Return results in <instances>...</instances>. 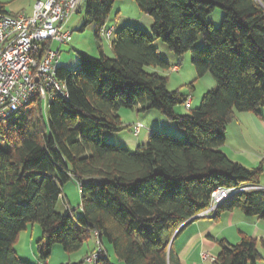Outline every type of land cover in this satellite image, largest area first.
Listing matches in <instances>:
<instances>
[{"label":"trees","instance_id":"1","mask_svg":"<svg viewBox=\"0 0 264 264\" xmlns=\"http://www.w3.org/2000/svg\"><path fill=\"white\" fill-rule=\"evenodd\" d=\"M117 1L86 0L89 22L82 30L96 23L101 41ZM133 1L153 19L151 33L122 28L111 40L112 58L101 50L98 59L79 54L74 71L58 67L66 95L0 124V264H34L19 258L15 244L36 224L42 230L36 264H46L56 245L75 254L95 236L113 247L121 264H182L173 239L183 225L201 219L214 192L258 187L263 164L248 169L221 149L237 112L260 115L264 109V0ZM218 9L224 17L215 28L210 16ZM0 12L10 14L1 2ZM201 38L205 48L196 46ZM156 39L179 57L191 53L197 78L210 74L215 82L188 114L176 108L189 96L146 71L171 69L153 46ZM123 109L158 111L177 123L183 138L151 132L135 152L116 146L105 134L125 129ZM71 181L80 188L78 219L70 205L57 209ZM235 209L264 220V190L232 196L213 219ZM219 246L213 264H257L259 247L264 251L263 240L246 235ZM94 263L111 264L104 250Z\"/></svg>","mask_w":264,"mask_h":264},{"label":"rangeland","instance_id":"2","mask_svg":"<svg viewBox=\"0 0 264 264\" xmlns=\"http://www.w3.org/2000/svg\"><path fill=\"white\" fill-rule=\"evenodd\" d=\"M37 1L39 0H0L8 13L14 15L26 14L28 16L32 14L33 7ZM223 17L224 12L218 9L211 14L210 21L215 28H219L222 24ZM88 22L89 20L86 16V6L84 3L81 11L78 14H75L65 26V30L72 32L71 42L64 45H60L59 43L51 44L52 50L60 51L59 67L70 71L76 70L80 63L79 54H86L89 57L98 59L100 58V52L102 50L107 57L112 58L114 56L110 47V42L102 36V40L100 41L95 36L97 30L96 23H92L82 30L83 26ZM152 25L153 19L150 16L143 14L139 10L135 1L119 0L116 2L112 13L106 21V30L114 28L115 31L112 36V40H114L115 33L126 26L151 33ZM153 46L158 50L162 59L170 64L171 69L169 71H164L159 68L149 67L146 68V71L149 73L158 72L162 76L167 77L169 90H179L182 94L192 96L195 99L202 101L203 96L210 90L208 87L209 85H207L208 81H213V83H215L212 76L207 74L206 78H204L205 76L201 79L197 78L195 67L192 64L191 53L179 57L171 52L168 46L160 39H156ZM196 46L198 48H205L202 38L198 41ZM174 66H177L178 70H176V67L174 68ZM31 108L32 106L23 108L21 113H25ZM181 110L187 112V106L180 105L176 108L178 114L185 115V113H179ZM119 115L125 129L119 133H106L105 139L106 141L125 148L130 152H135L139 146L144 145L148 140L150 132H159L163 134V132H166L171 125L178 127L176 122L169 120L166 116L155 110L138 113L136 111L123 109L120 110ZM138 123H141L144 128L140 136L135 137L132 128ZM7 124V121L2 122L3 126H7ZM119 135L125 140H138L141 145L131 148L129 147L130 145H126L128 144L125 143L126 141L119 140ZM166 135L180 139L183 138V136L179 137L173 134ZM261 163L264 164V161ZM68 205H70L71 216L73 219L81 217V194L80 188L75 181H71L64 186L63 194L59 200L57 209L60 212H64ZM40 236H42L40 226L38 224L29 225L28 229L21 233V243L19 245L21 251H19V254H24L22 253L24 246L29 248V244L31 243L35 248L36 254H38L37 241ZM99 247L102 251L104 250L103 247L107 250L111 264H117V261L119 260L114 254L113 247L106 240H103V246L100 245L96 236L86 242L83 248L75 254H68L63 250L62 246L56 245L50 258V264H95L94 262H89L87 260L91 255L98 252ZM259 252L264 255V251L261 247H259ZM22 260L31 263L30 259Z\"/></svg>","mask_w":264,"mask_h":264},{"label":"built area","instance_id":"3","mask_svg":"<svg viewBox=\"0 0 264 264\" xmlns=\"http://www.w3.org/2000/svg\"><path fill=\"white\" fill-rule=\"evenodd\" d=\"M86 0L37 1L30 16L0 12V124L23 108H35L42 103L46 108L57 94L66 95L64 85L57 79L60 51L51 48L52 43L69 44L72 32L66 24L78 14ZM114 28L103 30L101 36L110 43ZM175 68V67H174ZM178 70V67H176ZM191 97L186 106L190 107ZM141 123L133 127L135 136L143 130ZM256 186L234 189H218L214 192L208 209L199 218H213L219 207L232 196ZM101 248L88 258L96 262ZM204 261L215 259L206 253Z\"/></svg>","mask_w":264,"mask_h":264},{"label":"crops","instance_id":"4","mask_svg":"<svg viewBox=\"0 0 264 264\" xmlns=\"http://www.w3.org/2000/svg\"><path fill=\"white\" fill-rule=\"evenodd\" d=\"M207 85H209L210 90L215 87L213 81H208ZM189 97L192 101L190 107L187 108L188 111L181 110L179 113L188 114L190 110L196 109L200 105L199 99ZM168 129L163 133L179 137L183 135V131L178 127L171 125ZM140 134L138 136L134 134V136L139 137ZM149 136L150 134L148 138ZM118 138L120 141H126L125 143H128L126 145H130L131 148L141 145L138 140H125L120 135ZM221 150L232 161L246 168L255 169L259 167V164H263L261 162L264 161V109L260 110V115L237 112L235 120L227 127L226 143ZM258 187L264 190V170ZM242 235L264 241V220L257 217H247L242 211L235 209L223 212L218 219L201 218L192 222L177 236L173 242V247L182 264H213L210 260L204 261L202 254L206 253L215 259L220 252L219 241L225 239L231 244H237ZM20 237L21 234L15 244L17 255L21 259H30L34 264L38 263L39 257L32 243L29 244V248L24 246L22 252L24 254H19L21 251L19 249ZM103 249L107 252L104 247ZM260 255L262 259L257 264H264V255L261 253ZM46 264H50V260ZM117 264H121L120 261H117Z\"/></svg>","mask_w":264,"mask_h":264},{"label":"water","instance_id":"5","mask_svg":"<svg viewBox=\"0 0 264 264\" xmlns=\"http://www.w3.org/2000/svg\"><path fill=\"white\" fill-rule=\"evenodd\" d=\"M196 220H198V217H197L196 219H194V221H196ZM194 221L192 220V221H190L189 223L183 225V226L179 229L178 233H179L182 229H184L188 224H190V223H192V222H194ZM178 233H177V234H178ZM175 238H176V236L174 237L173 241L175 240Z\"/></svg>","mask_w":264,"mask_h":264}]
</instances>
